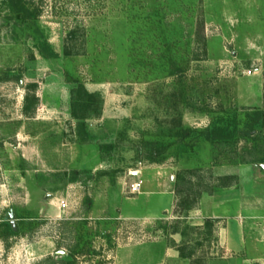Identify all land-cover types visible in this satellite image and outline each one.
<instances>
[{
	"label": "rangeland",
	"instance_id": "374dc122",
	"mask_svg": "<svg viewBox=\"0 0 264 264\" xmlns=\"http://www.w3.org/2000/svg\"><path fill=\"white\" fill-rule=\"evenodd\" d=\"M247 161L264 172V0H0V264L59 261L82 221L76 264H189L176 241L214 263L181 210Z\"/></svg>",
	"mask_w": 264,
	"mask_h": 264
},
{
	"label": "crops",
	"instance_id": "0c3cea01",
	"mask_svg": "<svg viewBox=\"0 0 264 264\" xmlns=\"http://www.w3.org/2000/svg\"><path fill=\"white\" fill-rule=\"evenodd\" d=\"M232 164L229 163L228 167L235 166L237 171L217 173L218 179L228 176L231 179L228 184L218 183L211 192H203L199 206L191 210L205 222L197 223L198 228H208L206 222H211V247L216 249L215 253H211V259L215 262L206 264H264V192L255 195L252 192L253 187L264 191V172L253 162ZM222 166L227 168L226 164ZM245 181L255 182L246 194L243 187ZM206 197L212 199L213 208L205 215L200 207L201 200ZM234 200L238 201L233 208ZM181 236L183 239L184 236ZM176 243L181 245L180 241ZM169 250L167 255L174 252L175 258L192 264L191 258L181 255L178 245L175 250Z\"/></svg>",
	"mask_w": 264,
	"mask_h": 264
},
{
	"label": "trees",
	"instance_id": "16d2710c",
	"mask_svg": "<svg viewBox=\"0 0 264 264\" xmlns=\"http://www.w3.org/2000/svg\"><path fill=\"white\" fill-rule=\"evenodd\" d=\"M74 92L75 91H72V94H71V97H72V100H73V103H72V114L75 118L79 119V120H83L89 116H92V115H88L86 113V111L90 108H92L93 106V101L92 99L94 98L95 94L94 93H91L89 92L88 90H86L83 86H81V92H84L85 95H87V97H89L90 100L87 101V103H83L81 106L82 108L85 107L86 111L82 110L80 111V109H78V101H74ZM28 111V107L25 108V112ZM81 112V113H80ZM175 130V133L176 135H186L188 131V128H184V127H177V129H173V130H170L168 133H167V136H170L172 135V132L171 131H174ZM201 134L205 135L204 136V139L205 140H208L210 141L212 144L217 142V140H220V139H224L227 140L228 137L230 138L231 137V133L228 132V129L226 127H223V126H213L211 129H208V130H205V131H201ZM216 162V159L215 161ZM247 162H251V161H247ZM245 163V162H244ZM180 174V173H179ZM222 179V178H220ZM176 183L178 185L179 183V180L176 179ZM217 185L213 186L211 188V190H202L200 193H198V196H197V201H194V203L190 204L189 202H184V207L182 208L183 210H181L182 213H184L185 215L183 216H188V212L191 211L192 209H194L197 205H198V202L200 200V197L201 195L203 194V192H211L214 187H216ZM87 223L85 221H82L80 223V225L77 227L75 233H76V239H75V242L70 246V249H69V253H67V256H64L62 257L59 261H55L53 258H50V261L53 263V264H76V259L78 258L79 255L81 254H84L85 252L86 253H94V251L92 250V247L89 245L90 243V239L87 237L88 235V229H87ZM206 225L208 227L211 226V222L207 221L206 222ZM181 233L183 236H184V231H181V230H177L176 233ZM182 245V244H181ZM178 246V249L181 253V255L185 256V257H189L191 258V260H194L193 259V254H184V249L182 248V246ZM87 246H89L88 248H86ZM193 263V262H192ZM194 264V263H193Z\"/></svg>",
	"mask_w": 264,
	"mask_h": 264
},
{
	"label": "built area",
	"instance_id": "2783aa9c",
	"mask_svg": "<svg viewBox=\"0 0 264 264\" xmlns=\"http://www.w3.org/2000/svg\"><path fill=\"white\" fill-rule=\"evenodd\" d=\"M131 174L132 175H135V176H139L141 174V171H140V169H136ZM143 185H144V180L143 179H141V178L136 179L135 181H133L130 184V192L132 194H139V193H141L142 188H143Z\"/></svg>",
	"mask_w": 264,
	"mask_h": 264
},
{
	"label": "water",
	"instance_id": "95a60500",
	"mask_svg": "<svg viewBox=\"0 0 264 264\" xmlns=\"http://www.w3.org/2000/svg\"><path fill=\"white\" fill-rule=\"evenodd\" d=\"M63 253L65 252V251H62Z\"/></svg>",
	"mask_w": 264,
	"mask_h": 264
}]
</instances>
